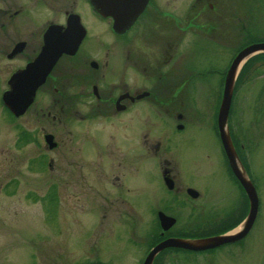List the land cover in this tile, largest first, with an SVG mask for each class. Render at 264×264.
<instances>
[{"label": "rangeland", "instance_id": "1", "mask_svg": "<svg viewBox=\"0 0 264 264\" xmlns=\"http://www.w3.org/2000/svg\"><path fill=\"white\" fill-rule=\"evenodd\" d=\"M188 1L183 0V4ZM218 5L231 20L228 30L232 58L248 40H264V0H218ZM239 17L244 19L241 29ZM8 51L0 48V264H141L154 240L171 228L176 234L209 235L238 225L241 217L230 221L233 217L228 219L227 207L235 203L236 189L226 179L218 155V137L208 125L213 122L212 112L220 105L228 67V62L224 64L220 59L217 44L197 45L191 51L197 65L209 69L208 81L198 82L193 95L199 111L194 113L195 123L189 122L192 125L185 131L172 136L177 122L174 118L157 117L153 122L156 124L149 127L151 137L160 136L159 129H165L162 137L179 138L181 146L174 153L181 160L180 180L202 189L199 205L183 190L178 195L181 205L172 207L165 206L171 194L151 158L135 162L134 170H127V162L124 163L125 171L133 173H123L111 161L102 162L104 167L98 168L90 157L84 190L73 183L72 175L52 171L47 160L53 151H49L42 129H54L55 138L67 140L78 155L76 147L83 137L82 128L86 129L88 146L97 147L98 129L112 126L99 119L83 125L79 119L65 124L63 119L53 121L42 116V110L50 105L51 89L47 87L37 90L24 114L15 116L8 112L1 99L7 78L33 55V51L25 50L9 58ZM236 80L228 120L233 138L245 144L246 164L259 185L258 215L264 220V55L250 60ZM112 124L117 122L113 120ZM104 132L100 130L102 138L106 136ZM123 142L126 144L127 140ZM122 181L123 196L134 201V209L116 199V207H97L98 191L117 196ZM52 186L57 189L52 191ZM157 209L175 216L176 222L163 230ZM262 242L263 250L264 239ZM226 251V247L199 251L169 248L161 252L160 260L163 264H227Z\"/></svg>", "mask_w": 264, "mask_h": 264}, {"label": "flooded vegetation", "instance_id": "2", "mask_svg": "<svg viewBox=\"0 0 264 264\" xmlns=\"http://www.w3.org/2000/svg\"><path fill=\"white\" fill-rule=\"evenodd\" d=\"M114 20V16L103 15L96 10L91 0H0V48L9 49L8 56L12 49L22 45L21 50L9 58L31 50L33 55L26 62L32 59L41 48L44 33L50 26H71L83 33L76 51L63 53L38 88L51 89L50 105L44 111L40 108L41 115L53 121L63 119L65 124L73 119L81 120L82 124L99 119L101 123L109 122L112 126L98 129L97 147L88 146L86 129L82 128L80 133L83 137L79 138L80 144L76 147L78 155L73 153V146L67 140L64 142V139L60 141L55 138L54 129H42L43 137L51 133L56 142L52 147L47 145L49 151H53L47 164L54 172L72 175L73 183L84 190L87 187L86 162L90 157L95 159L98 168L104 167L102 162L111 161L114 162L113 166L121 167L122 172L125 171L126 162L127 170H131L135 162L151 158L171 194L165 206H180L182 201L178 195L183 190L198 201L202 189L180 180L183 173L181 160L174 153L181 146L179 138L172 140L169 137L195 123L194 113L199 111L193 95L198 82L208 81L209 69L197 65L191 53L193 47L217 44L222 54L220 59L229 65L232 59L228 30L231 20L221 10L218 0H189L186 5L183 0H148L124 29L118 26L113 28ZM239 28H244L241 17ZM212 93L213 89L208 92V102ZM215 111L212 112L213 122L208 125L218 137V155L224 164L226 179L236 189L235 203L227 205L228 219L231 216L233 219L230 221L241 217L238 223L248 212L249 198L231 169L219 137ZM157 117L161 120L166 117L176 119L175 133L162 137L165 129H159L160 136L155 134L151 137L149 127L156 124L153 122ZM113 120L117 124L113 125ZM178 124L182 127H178ZM100 130H105V137H101ZM125 140L126 144L123 142ZM232 140L242 166L255 187L259 211V185L246 164L245 144L240 139ZM60 147H66V150ZM56 151H60V154ZM116 177L120 178L119 175ZM167 177L172 181L171 187H168ZM123 183L114 197L98 191L97 207H116L113 201L116 199L123 206L134 209V201L123 196ZM53 187L52 191L57 189ZM189 187L195 188L198 194L192 196ZM197 201L195 203L199 205ZM258 211L241 238L213 247H226L227 264H264V220ZM172 230L160 234L161 237L201 236L176 234Z\"/></svg>", "mask_w": 264, "mask_h": 264}, {"label": "water", "instance_id": "3", "mask_svg": "<svg viewBox=\"0 0 264 264\" xmlns=\"http://www.w3.org/2000/svg\"><path fill=\"white\" fill-rule=\"evenodd\" d=\"M148 0H91L96 10L103 15L114 16L113 28L127 27L144 8ZM83 36V33L73 27L66 28L50 26L44 33V40L37 54L28 60L23 66L16 68L7 78V88L1 93V99L9 111L20 116L26 112L35 99L37 89L44 83L46 76L53 68L58 58L63 53H74ZM22 45L12 49L8 56H13L21 50ZM257 52H264V40L252 41L241 47L232 58L224 77L221 102L217 111V128L219 137L227 155L232 171L241 181L249 198V209L245 217L233 228L203 236H180L169 235L158 240L146 253L141 264H152L155 256L163 249L177 247L186 250H205L216 247L223 243L241 238L253 223L258 211V197L253 183L246 174L240 158L234 147L228 116L232 102L234 85L237 75L243 63L251 55ZM178 127H182L178 124ZM45 142L49 147L55 145L53 135L46 133ZM168 187L172 186V181L167 177ZM192 196H196L198 191L188 188ZM157 216L163 230L168 229L176 221L173 215L167 214L163 210H158ZM89 264H109L96 262Z\"/></svg>", "mask_w": 264, "mask_h": 264}, {"label": "trees", "instance_id": "4", "mask_svg": "<svg viewBox=\"0 0 264 264\" xmlns=\"http://www.w3.org/2000/svg\"><path fill=\"white\" fill-rule=\"evenodd\" d=\"M252 40V39H251ZM251 40H248L247 42H249V41H251ZM238 51V50H237ZM259 55H264V53L263 52H258V53H256V54H253L252 56H250L245 62H244V64L242 65V67H241V69H240V73L243 71V69H244V67L250 62V60H252L253 58H255V57H258ZM240 73H239V75H240ZM239 75H238V77H239ZM238 77H237V79H238ZM237 81V80H236ZM5 109L8 111V112H10L9 110H8V108L7 107H5ZM11 113V112H10ZM25 141H28V140H26V139H24ZM172 232H175V230L173 229L172 230ZM161 236H158L157 237V239H155L154 241H157L159 238H160ZM169 248H171V249H176V250H180L181 248H177V247H169ZM169 248H165V249H163V250H161L156 256H155V258H154V260H153V263L152 264H163L162 262H161V255L163 254V253H161V252H163V251H165V250H167V249H169Z\"/></svg>", "mask_w": 264, "mask_h": 264}]
</instances>
